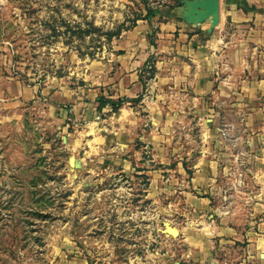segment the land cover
<instances>
[{"label":"rangeland","instance_id":"obj_1","mask_svg":"<svg viewBox=\"0 0 264 264\" xmlns=\"http://www.w3.org/2000/svg\"><path fill=\"white\" fill-rule=\"evenodd\" d=\"M186 1L0 0V104L19 96L22 109L15 121L0 117V264H204L193 259L187 241L201 226L199 216L214 264H264V253L251 257L245 244L218 251L219 240L210 234L218 201L223 198L230 213L233 182L240 179L244 187L248 167L259 166L247 157L253 145L246 126L213 127L212 117H191L180 96L169 106L163 160L144 143L151 128L144 104L153 97L152 59L138 98L112 100L108 90L96 100L85 94L112 78L123 32L149 10H158L161 21L181 20ZM23 89L34 98L22 101ZM102 97L120 104L98 111ZM237 130L239 148L232 141ZM202 135L218 139L207 145L224 154V170L215 177L218 190L207 196L212 211L201 214L186 203L189 190L176 167L195 161ZM190 149L196 155L184 163ZM190 177L188 170L185 180Z\"/></svg>","mask_w":264,"mask_h":264},{"label":"crops","instance_id":"obj_2","mask_svg":"<svg viewBox=\"0 0 264 264\" xmlns=\"http://www.w3.org/2000/svg\"><path fill=\"white\" fill-rule=\"evenodd\" d=\"M160 16L151 21H138L135 27L123 32L115 43V50L121 53L114 59L117 68L113 79L104 88L88 90L85 94L96 100L108 90L112 95L106 98L112 100L125 98L129 102L138 98L144 90L143 70L152 59L155 72L148 93L153 97L144 104L151 128L144 143L163 160L162 148L170 139L172 123L169 106L180 96L184 99V110L191 117L198 114L201 118L212 117L213 127L246 126L249 131L246 142L253 145L247 157L256 159L255 166L258 163L259 166L248 167L251 176L244 187L240 179L233 182L236 193L230 213L223 198L218 201L210 234L219 240L218 251H233L229 248L241 243L245 244L248 255L260 256L264 253V0H217L216 15L199 24L165 17L161 21ZM152 34L153 42H150L147 36ZM22 93V101L34 98V91L23 89ZM18 98L15 96L14 101L0 104V117L7 121L21 117ZM60 100L63 101L56 97V101ZM70 100L75 103L73 98ZM229 115L230 121L226 119ZM241 139L243 136L237 130L232 141L238 148ZM200 143L198 156L190 149L183 158L184 163L193 157L195 161L189 166L178 163L176 172L183 176V188L189 190L184 191L186 203L202 214L212 211L207 196L211 197L212 190L219 188L215 177L224 170L219 167L224 154L211 151L207 145H217V138L202 135ZM232 156L240 159L241 153ZM188 170L192 175L189 182L185 180ZM195 190L204 196L194 197L191 192ZM242 190L245 193L240 195ZM198 218L201 226L192 228L187 238L192 246L191 255L193 259L202 258L204 264H214L207 257L211 241L206 239L208 234L202 226L205 221L202 224V216Z\"/></svg>","mask_w":264,"mask_h":264},{"label":"water","instance_id":"obj_3","mask_svg":"<svg viewBox=\"0 0 264 264\" xmlns=\"http://www.w3.org/2000/svg\"><path fill=\"white\" fill-rule=\"evenodd\" d=\"M179 17L183 22L199 24L217 13V0H191L184 2Z\"/></svg>","mask_w":264,"mask_h":264},{"label":"trees","instance_id":"obj_4","mask_svg":"<svg viewBox=\"0 0 264 264\" xmlns=\"http://www.w3.org/2000/svg\"><path fill=\"white\" fill-rule=\"evenodd\" d=\"M160 13L158 10L154 9V10H149L147 12L146 17L144 18V20L147 21H151L153 18H155L156 16H158ZM139 20V19H138ZM98 106H97V110L100 111L105 107H115L118 106V104H120V102H113L111 100L105 99V98H99L98 99Z\"/></svg>","mask_w":264,"mask_h":264},{"label":"bare ground","instance_id":"obj_5","mask_svg":"<svg viewBox=\"0 0 264 264\" xmlns=\"http://www.w3.org/2000/svg\"><path fill=\"white\" fill-rule=\"evenodd\" d=\"M173 233V236H176L177 232L175 230H170Z\"/></svg>","mask_w":264,"mask_h":264}]
</instances>
